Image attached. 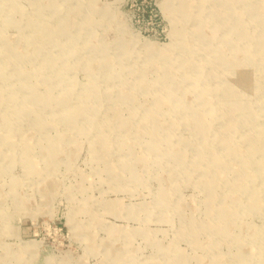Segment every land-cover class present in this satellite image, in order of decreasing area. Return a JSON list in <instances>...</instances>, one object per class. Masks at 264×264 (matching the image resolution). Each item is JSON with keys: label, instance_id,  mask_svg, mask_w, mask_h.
Here are the masks:
<instances>
[{"label": "rangeland", "instance_id": "rangeland-1", "mask_svg": "<svg viewBox=\"0 0 264 264\" xmlns=\"http://www.w3.org/2000/svg\"><path fill=\"white\" fill-rule=\"evenodd\" d=\"M262 65L264 0H0V264H264Z\"/></svg>", "mask_w": 264, "mask_h": 264}, {"label": "bare ground", "instance_id": "bare-ground-1", "mask_svg": "<svg viewBox=\"0 0 264 264\" xmlns=\"http://www.w3.org/2000/svg\"><path fill=\"white\" fill-rule=\"evenodd\" d=\"M166 3L165 2H162V6H163V8L165 9V11L166 12H168V10H167V8H166V5H165ZM35 8L38 10V11H41V9L43 8V6L40 4V3H38V2H36V5H35ZM173 12V11H172ZM169 13V12H168ZM170 14V13H169ZM11 16V15H10ZM9 16V17H10ZM8 17V16H7ZM12 21H13V19H12ZM31 23V22H30ZM29 23V24H30ZM38 23V22H37ZM31 26V25H30ZM37 25H32V28L34 29L35 28V30H36V27ZM57 29V28H56ZM40 31V30H39ZM234 31V30H233ZM261 31H258V33H257V35H260L259 33H260ZM44 33V32H43ZM51 34V33H50ZM50 34H47V36L48 37H46L47 39H50L49 37H50ZM31 36V35H30ZM199 37V36H198ZM10 42V41H9ZM182 45H183V43H182ZM40 54H42V52H40ZM43 55H45V54H43ZM241 55V54H240ZM41 57V56H40ZM45 58V57H44ZM219 61V60H218ZM220 63H222V64H226V62L225 61H222V62H220ZM261 68H262V70H264V65H262L261 66ZM235 69V68H234ZM233 70V69H232ZM22 75V74H21ZM168 80V86L165 84V81H167ZM172 81V78L169 80V79H167V78H163V80H161V81H159V82H161V84H163V85H165L166 87H167V91H166V94H167V96H169L172 100H174V102L176 103V104H179V102L181 101V98H182V93H183V91L182 92H180V93H176V90L174 89V87L173 86H171L170 85V82ZM26 87V86H25ZM213 87V86H212ZM253 88H254V90L255 91H257V89L259 88L258 86H255V85H253L252 86ZM217 90L219 89L220 91H221V89H225L226 90V88H224V86H222L221 87V85H218L217 86V88H216ZM259 89H262V88H259ZM147 90V89H146ZM32 94V93H31ZM228 94V93H227ZM38 100V99H37ZM42 100V99H41ZM229 101H230V99H229ZM225 108H226V110H228V111H231L232 109H233V106L231 105V103L230 102H225ZM225 110V109H224ZM188 111H190V110H188ZM227 112V111H226ZM225 113V112H224ZM188 116H190V117H192V114L191 115H188ZM187 116V117H188ZM222 116V115H221ZM194 118H195V116H193ZM124 119V118H123ZM3 120V119H2ZM126 121V120H125ZM5 124H7V123H5ZM116 124H119V122H115V125ZM9 125V124H8ZM155 125V124H154ZM154 125H152L153 127H154ZM222 126H224L222 129H219V130H217L215 133H210V138H211V140H213V141H216V142H223V139L225 138V137H227L228 136V132H229V126L230 125H226L225 124V122H224V124L222 125ZM9 127V126H8ZM155 128V127H154ZM191 129L193 130V133H194V135H195V137L197 138V139H199V142H200V144L201 143H204V146H206L207 144H208V142H207V140L205 141V137H206V135L208 134L207 133V131H206V128L203 126V124L201 123V122H195L194 121V125L193 126H191ZM258 128H256V130L254 129L251 133H253V136H254V134H255V132L257 133L258 131ZM206 131V132H205ZM259 131H264V130H259ZM164 137V136H163ZM162 137V138H163ZM165 138H163V140H164ZM246 140H248V138L246 139ZM248 143H249V145H248V147L249 148H247L248 150H247V152H246V155H244V157H243V163L244 162H246V163H248L250 160V156L252 155V153L254 152V144H253V139H250V140H248ZM156 144V142H154V141H152V140H150V141H148V144H147V149L149 150V151H152V152H154L155 154H162V155H165L167 158H171L172 157V154L169 152V151H166V152H161V153H157L156 152V148H155V145ZM209 146V145H208ZM208 146L207 147H205V149L206 150H208ZM24 148V147H23ZM225 154H227V155H230L231 154V150L230 149H226L225 148ZM25 152V151H24ZM156 155V156H157ZM158 157V156H157ZM173 157H174V155H173ZM197 159L195 160L196 162H198V160L200 159V158H202L203 157V153L202 152H198V154H197ZM174 159V158H173ZM157 161V160H156ZM33 166V165H32ZM29 169V168H28ZM262 176V173L259 171V173H258V177L260 178ZM187 177H189V175H188V173L186 172V174H185V178H187ZM197 184L200 186V188L205 192V194L207 195V196H209V194L211 193V188L208 186V185H206V183H204V182H202V181H200L199 180V182H197ZM211 196V195H210ZM214 215H215V219H217L220 223H221V221L220 220H223L224 219V217L226 216V213H225V209L224 208H222V209H219V210H217L215 213H214ZM259 232H262V233H264V229H262V230H260ZM262 236H264V234H262Z\"/></svg>", "mask_w": 264, "mask_h": 264}]
</instances>
